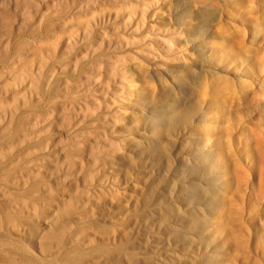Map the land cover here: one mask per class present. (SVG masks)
<instances>
[{"label":"rangeland","instance_id":"rangeland-1","mask_svg":"<svg viewBox=\"0 0 264 264\" xmlns=\"http://www.w3.org/2000/svg\"><path fill=\"white\" fill-rule=\"evenodd\" d=\"M0 264H264V0H0Z\"/></svg>","mask_w":264,"mask_h":264},{"label":"bare ground","instance_id":"bare-ground-1","mask_svg":"<svg viewBox=\"0 0 264 264\" xmlns=\"http://www.w3.org/2000/svg\"><path fill=\"white\" fill-rule=\"evenodd\" d=\"M158 261H161V262H162V260H161V259H158Z\"/></svg>","mask_w":264,"mask_h":264}]
</instances>
